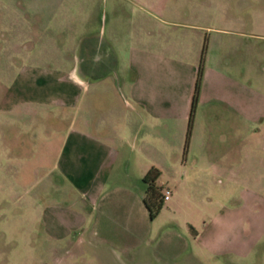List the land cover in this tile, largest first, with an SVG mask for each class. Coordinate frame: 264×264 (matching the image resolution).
<instances>
[{"label":"crops","instance_id":"obj_1","mask_svg":"<svg viewBox=\"0 0 264 264\" xmlns=\"http://www.w3.org/2000/svg\"><path fill=\"white\" fill-rule=\"evenodd\" d=\"M216 2L39 0L40 10L76 11L78 21L100 20V9L109 11L104 14L109 21L106 36L74 31L65 53L59 21H32L25 11L23 21H0V53L24 59L14 66L0 110L29 118L70 111L53 165L81 201L77 211L67 212L71 227L86 221L93 235L124 257L130 255L128 249L131 256L142 257L147 252L143 246L156 241L154 254L170 259V208L175 205L170 177L214 178L224 169L221 155L210 157L216 153L208 140L215 123H228L232 130L240 116L255 117L254 89L245 83L247 77L237 74L240 41L247 52L253 49L242 38L250 32L239 27L248 22L205 21V9L213 10ZM5 3L0 12L15 4ZM24 4L23 10L29 11L31 3ZM50 24L56 29L52 34L47 33ZM203 40L200 84L184 146ZM82 89L88 94L79 101ZM81 104L84 113L79 112ZM150 166L159 170L156 184L161 192L169 190L151 219L142 203L141 180ZM210 192L217 195L213 188ZM45 209L53 219L64 212ZM221 214L222 209L200 222L193 238L200 240L208 229L221 225ZM160 216L166 217L165 224L154 229L153 221Z\"/></svg>","mask_w":264,"mask_h":264},{"label":"rangeland","instance_id":"obj_2","mask_svg":"<svg viewBox=\"0 0 264 264\" xmlns=\"http://www.w3.org/2000/svg\"><path fill=\"white\" fill-rule=\"evenodd\" d=\"M2 1L15 4H7L6 10L1 7L0 21H23L24 11L32 21H59L63 53L70 50L74 31L86 37L108 34L104 14L108 16L109 11L104 7L100 20L78 21L76 11L40 10L39 0ZM29 2L31 12L23 10ZM216 3L213 10H203L205 21L248 22L239 27L250 32L242 38L253 49L247 52L240 41L237 74L240 79L247 77L244 82L254 89L255 117L240 116L232 130L226 128L228 123H215V134L208 140L216 153L210 157L221 155L224 169L214 178L170 177L175 201L170 208V259L154 254L156 241L143 246L147 252L142 257L131 256V249L124 257L93 235L86 221L71 227L67 212L77 211L81 201L53 165L70 111L29 118L0 110V264H264V0ZM55 30L50 24L47 33ZM23 60L0 53V97L13 77L14 66ZM87 94L82 89L79 101ZM79 112H85L82 104ZM212 188L217 195L210 192ZM46 207L64 212L53 219L46 215ZM220 209L222 224L195 240L200 222ZM165 221L166 217H158L154 229Z\"/></svg>","mask_w":264,"mask_h":264},{"label":"trees","instance_id":"obj_3","mask_svg":"<svg viewBox=\"0 0 264 264\" xmlns=\"http://www.w3.org/2000/svg\"><path fill=\"white\" fill-rule=\"evenodd\" d=\"M204 50H205V40H203V43L200 49L199 60L196 66V72H195L192 93L190 97L189 110H188V115H187L186 129H185V134H184V144H183L184 146L186 145L188 137H189L194 107H195L196 100H197ZM158 174H159V170L155 166H150L143 173L141 177L142 178L141 180L145 186L143 197H142V203L150 219L153 218L158 213L160 207L162 206V192H161L160 186L156 184V179H157Z\"/></svg>","mask_w":264,"mask_h":264},{"label":"built area","instance_id":"obj_4","mask_svg":"<svg viewBox=\"0 0 264 264\" xmlns=\"http://www.w3.org/2000/svg\"><path fill=\"white\" fill-rule=\"evenodd\" d=\"M169 196V190L168 189H164L162 191V201H165Z\"/></svg>","mask_w":264,"mask_h":264}]
</instances>
